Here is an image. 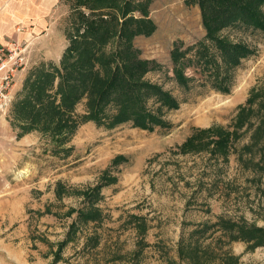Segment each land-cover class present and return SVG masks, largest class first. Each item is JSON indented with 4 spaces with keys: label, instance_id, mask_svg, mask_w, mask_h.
<instances>
[{
    "label": "rangeland",
    "instance_id": "1",
    "mask_svg": "<svg viewBox=\"0 0 264 264\" xmlns=\"http://www.w3.org/2000/svg\"><path fill=\"white\" fill-rule=\"evenodd\" d=\"M133 2L155 24L152 34L132 41L141 57L161 63L147 78L170 90L179 106L163 108L165 127L86 121L63 142L15 123L25 80L58 63L68 43L75 0H59L47 17L53 21L47 34L25 43L24 62L0 106L7 131L0 132V264H264L262 33L221 32L253 49L230 70L229 93L203 84L207 72L195 61L185 68L194 80L183 89L169 52L203 40L198 3ZM208 128L228 132L224 148H198L200 140L221 138L198 135ZM192 135L194 142L182 147ZM119 155L124 160L112 164ZM100 183L87 198L86 190ZM83 206L94 207L96 217L78 215Z\"/></svg>",
    "mask_w": 264,
    "mask_h": 264
},
{
    "label": "trees",
    "instance_id": "2",
    "mask_svg": "<svg viewBox=\"0 0 264 264\" xmlns=\"http://www.w3.org/2000/svg\"><path fill=\"white\" fill-rule=\"evenodd\" d=\"M194 1L199 5L205 34L195 44L182 49L176 45L170 50L173 78L179 87L189 89L194 77L185 68L195 61L207 72L203 84L229 93L230 70L253 49L221 32L227 27L252 28L259 29L264 38V0ZM136 9L139 15L129 14ZM71 12L74 18L68 43L58 63L42 65L27 77L23 96L14 106L18 117L13 121L48 132L52 142L65 141L67 133L86 121L108 128L128 123L147 131L167 126L163 108H177L178 100L170 90L147 78L146 74L159 70L161 63L141 57L140 48L132 42L138 34L147 36L154 31L155 24L145 8L133 0H75ZM79 103L83 107L80 112L76 110ZM200 134L221 138L200 140L198 148L226 146L228 132L208 128L198 130ZM194 136L188 137L182 147L192 144ZM122 160L123 156H116L112 164ZM101 185L86 190L85 196L97 194ZM86 208L88 212L79 210L78 215L96 217L94 207Z\"/></svg>",
    "mask_w": 264,
    "mask_h": 264
},
{
    "label": "crops",
    "instance_id": "3",
    "mask_svg": "<svg viewBox=\"0 0 264 264\" xmlns=\"http://www.w3.org/2000/svg\"><path fill=\"white\" fill-rule=\"evenodd\" d=\"M58 1L0 0V43L9 40L32 43L40 40L53 24L47 17ZM0 132L7 133L6 124L1 117Z\"/></svg>",
    "mask_w": 264,
    "mask_h": 264
},
{
    "label": "built area",
    "instance_id": "4",
    "mask_svg": "<svg viewBox=\"0 0 264 264\" xmlns=\"http://www.w3.org/2000/svg\"><path fill=\"white\" fill-rule=\"evenodd\" d=\"M25 59V43L19 40H9L0 43V106L9 99V91L13 73Z\"/></svg>",
    "mask_w": 264,
    "mask_h": 264
}]
</instances>
